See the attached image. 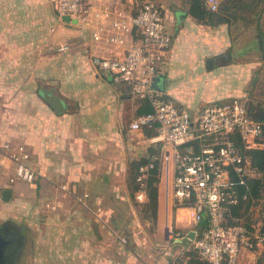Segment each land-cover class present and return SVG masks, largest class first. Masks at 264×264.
Masks as SVG:
<instances>
[{
    "label": "crops",
    "instance_id": "1",
    "mask_svg": "<svg viewBox=\"0 0 264 264\" xmlns=\"http://www.w3.org/2000/svg\"><path fill=\"white\" fill-rule=\"evenodd\" d=\"M115 2L91 1L110 8ZM184 9L164 5L173 42L156 87L169 96L174 85L202 81L206 66L214 70L221 59L227 62L222 65H243L244 60L235 59L247 54V49L223 50L231 46L232 25L201 24ZM96 26L66 22L50 0H0V143L24 145L38 173L32 183H10L15 166L10 161L4 166L3 185L10 199L0 202V225H14L7 264H186L185 253L194 243L188 235L198 224L185 209L177 210H182L178 218L188 220L186 226L167 220L174 198L172 177L165 170L158 185L157 232L138 233L142 222L130 200L129 165L160 146L151 140L154 131L130 129L142 107L130 86L115 83L92 64L95 56H123L141 36L135 30L122 44L108 43L106 34L93 38ZM256 29L261 30L258 21ZM263 61H246L244 71ZM50 91L63 100L64 112L45 100L43 93ZM220 97L226 98L200 108L233 98L250 105L240 90ZM259 148H264V135ZM258 209H264V199ZM259 210L254 212L256 222ZM168 228L180 237L168 239ZM121 231L131 232V244L122 242ZM240 264H264V244L243 250Z\"/></svg>",
    "mask_w": 264,
    "mask_h": 264
},
{
    "label": "built area",
    "instance_id": "2",
    "mask_svg": "<svg viewBox=\"0 0 264 264\" xmlns=\"http://www.w3.org/2000/svg\"><path fill=\"white\" fill-rule=\"evenodd\" d=\"M50 1L60 17L69 15L83 26L97 23L95 40L106 34L108 43L122 44L135 30L139 32L140 42L131 45L123 56L92 58L98 71L110 75L115 83L127 84L136 98L151 105V110L136 113L130 122L132 131H154L151 140L160 146L150 162L139 168L140 188L136 198L140 202L147 200L144 180L149 170L160 163L161 174L165 170L172 177L174 205L187 210L190 219L198 224L194 246L201 260L206 264H240L243 250L253 251L264 244V209L259 210L260 205L253 200L251 211H260V220L253 225V231L230 213V206L250 198L246 180L256 174L250 158L239 151L233 136L237 133L248 149L259 148L264 122L252 117L248 105L238 98L210 104L192 113L164 97V92L156 87V77L173 38L166 31L164 7L155 0H116L113 8L95 7L92 0ZM222 2L205 0L211 11H217ZM7 161L15 166L10 183L17 180L32 183L38 175L24 145L0 143V202ZM240 186H246L247 190L240 192ZM202 222L206 224L204 228L199 226ZM165 236L177 239L180 234L175 228H168ZM121 240L126 243L125 238Z\"/></svg>",
    "mask_w": 264,
    "mask_h": 264
},
{
    "label": "rangeland",
    "instance_id": "3",
    "mask_svg": "<svg viewBox=\"0 0 264 264\" xmlns=\"http://www.w3.org/2000/svg\"><path fill=\"white\" fill-rule=\"evenodd\" d=\"M155 1L161 4L163 7L165 5V8L168 10L172 9V7L178 8V6L180 10H185L184 8H186V0ZM262 7L263 11L259 20L261 24V32H258L256 29L257 17L253 13L246 14V19H240L236 22L238 23L237 25L232 24L230 29L231 46L225 45L223 50L227 52L228 49H231L232 51L238 52L239 49H247L246 56L240 59L236 58L235 60L237 61L244 60L245 62L249 61V63H254L260 57L264 59V4H262ZM166 11L164 10V12ZM258 35L260 36L259 39H257ZM245 62L243 65L235 64L229 66L222 65L223 63L225 64L227 62L225 59H221L220 64H222L220 66H216L214 70H210L209 67L206 66V72H200L201 75L204 76L202 81L196 84L182 83L174 85L170 98L182 105V107H187L192 113L196 111L194 108L197 107V109H200V107L205 105L206 102L212 101L214 99L218 100V98H226L220 97L222 94L239 90L241 91V96L250 102V104L264 105V61L257 67V69H251L249 71H244ZM203 73L207 75H203ZM189 74L190 72H188V75ZM26 121H28V119ZM130 200L133 207L135 208L139 220L142 222V230L138 233L140 235H153L155 232H157L156 229L158 228V219L155 223L150 219H145L142 212L143 202H140L137 200V198L132 197H130ZM0 204L4 203L2 202ZM180 212H182V210L178 211L177 207L174 205L169 215L167 214V220L169 217L173 226L177 225V227H184L187 225L188 220L186 218H178ZM145 223H150V225L145 226ZM126 232L127 233H124L123 231L120 232L121 239L125 238L126 243L131 244V232ZM162 237H164V235H162Z\"/></svg>",
    "mask_w": 264,
    "mask_h": 264
},
{
    "label": "trees",
    "instance_id": "4",
    "mask_svg": "<svg viewBox=\"0 0 264 264\" xmlns=\"http://www.w3.org/2000/svg\"><path fill=\"white\" fill-rule=\"evenodd\" d=\"M186 12L193 16L199 23L209 26H219L221 24L232 25L240 19H246V14L253 13L257 17L258 23H260V17L263 11L262 4L264 0H223L221 6L217 11H211L207 8L205 0H186ZM167 99L172 100L178 107L183 108L170 98L169 95L164 96ZM142 107L138 113L151 110V105L147 100H141ZM250 115L257 120L264 122V105H248ZM149 133V132H148ZM152 135V133H150ZM235 144L239 151L249 157L252 167L256 170L254 176L247 178L246 182L249 187L250 198L242 199L238 204L229 207L230 213L234 217L240 218L250 230H254L255 224L254 212L251 211L253 200L257 205H260L264 199V148H251L245 147V144L241 140L240 136L234 134ZM150 156L134 160L130 163L128 169L127 182L131 192V197L136 198V193L140 188V182L137 177L139 174V168L143 164L150 162V158L154 152L159 150L152 149ZM161 178L160 163H157L154 168L149 170L144 183L145 191L147 194V200L142 204V212L145 219H150L152 222H157L158 210H159V182ZM246 186H240V192H245ZM205 223L199 224L200 227H205ZM186 264H206L200 258L199 251L192 243L189 249L186 251L185 256Z\"/></svg>",
    "mask_w": 264,
    "mask_h": 264
},
{
    "label": "water",
    "instance_id": "5",
    "mask_svg": "<svg viewBox=\"0 0 264 264\" xmlns=\"http://www.w3.org/2000/svg\"><path fill=\"white\" fill-rule=\"evenodd\" d=\"M180 16H182L180 14ZM63 19L66 22H72L77 23L76 19H72L69 15H64ZM161 77H156V82L160 81ZM43 97L45 100L52 106V108L58 112L62 113L66 110L65 104L63 100L56 94H54L52 91L50 92H44ZM3 199L9 200L10 199V191L4 190L3 192ZM14 227V225H0V264H7V255L10 254L11 251V245L13 244V241L9 237V231L11 227ZM263 232H264V225H263ZM188 237L194 241L195 240V232L191 231L188 235Z\"/></svg>",
    "mask_w": 264,
    "mask_h": 264
}]
</instances>
